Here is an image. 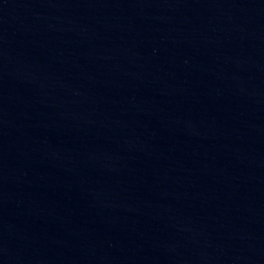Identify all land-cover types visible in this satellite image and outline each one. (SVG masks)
Wrapping results in <instances>:
<instances>
[{
  "label": "water",
  "instance_id": "95a60500",
  "mask_svg": "<svg viewBox=\"0 0 264 264\" xmlns=\"http://www.w3.org/2000/svg\"><path fill=\"white\" fill-rule=\"evenodd\" d=\"M0 264H264V0H0Z\"/></svg>",
  "mask_w": 264,
  "mask_h": 264
}]
</instances>
